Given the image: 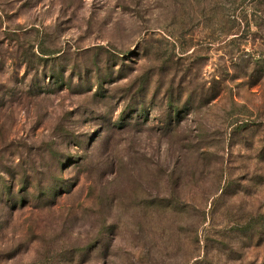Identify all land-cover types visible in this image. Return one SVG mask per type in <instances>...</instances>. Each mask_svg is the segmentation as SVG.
Returning <instances> with one entry per match:
<instances>
[{
    "label": "rangeland",
    "instance_id": "obj_1",
    "mask_svg": "<svg viewBox=\"0 0 264 264\" xmlns=\"http://www.w3.org/2000/svg\"><path fill=\"white\" fill-rule=\"evenodd\" d=\"M0 264H264V0H0Z\"/></svg>",
    "mask_w": 264,
    "mask_h": 264
}]
</instances>
